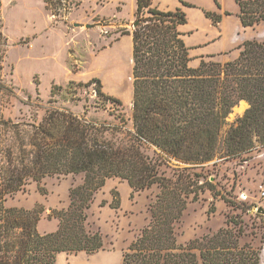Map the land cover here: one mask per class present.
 I'll return each mask as SVG.
<instances>
[{
    "label": "trees",
    "instance_id": "trees-1",
    "mask_svg": "<svg viewBox=\"0 0 264 264\" xmlns=\"http://www.w3.org/2000/svg\"><path fill=\"white\" fill-rule=\"evenodd\" d=\"M44 2L48 11L58 13L70 12L75 5L73 0ZM236 2L244 27L264 21V0ZM136 15L132 128L122 113V102L103 93L98 80L85 86L96 85L100 100L113 104L119 114L110 113L112 121L88 119L61 108L48 109L38 124L0 118V264H56L60 253L104 250L101 236L88 231L85 222L95 194L111 178L127 181L133 192L160 188L150 206V223L123 254L121 264H264V247L240 246L243 226L238 234L220 229L187 246L178 244L175 232L188 199L199 198L192 186L204 189L208 184L215 198L232 204L210 183L201 184L202 175L194 170L219 157L227 117L241 100L250 108L230 126L219 159L244 158L258 142L264 147V43L248 41L236 61L202 62L194 69L179 31L187 23L181 9L161 11L153 0H137ZM206 16L214 24L222 20L214 13ZM149 147L157 148L160 158L189 165L182 169L186 177L180 175L174 182L162 175L159 160L146 154ZM69 175H83V183L71 189L69 208L58 212L56 233L38 232L39 209L5 205L31 182ZM232 223L239 224L227 220V225Z\"/></svg>",
    "mask_w": 264,
    "mask_h": 264
},
{
    "label": "rangeland",
    "instance_id": "rangeland-1",
    "mask_svg": "<svg viewBox=\"0 0 264 264\" xmlns=\"http://www.w3.org/2000/svg\"><path fill=\"white\" fill-rule=\"evenodd\" d=\"M73 1L75 5L70 12L64 9L58 13L48 11L44 0H1L0 118L38 124L48 109L61 108L86 114L88 119L112 121L110 113L119 114L113 104L100 100L96 85L85 86L98 80L103 93L122 102V113L132 128V38L138 21L136 12L132 16L130 5L117 8V3L111 0ZM222 3L228 11L239 6L236 0H222ZM230 14L231 11L226 12ZM254 27L258 31L249 32L250 41L264 43V21ZM233 34L229 28V39ZM242 103H246L244 108ZM249 108L246 100L232 108L223 130L219 157L225 152L224 140L230 126ZM257 144L244 158L218 157L204 168L194 170L202 175L201 184L210 183L232 204H227L221 196L215 198L208 184L204 189L192 186L199 198L188 199L187 208L175 225L178 244L187 246L220 229L238 234L243 226L240 246L264 247V147ZM146 154L159 160L160 172L168 179L177 182L180 175L186 177L182 169L189 165L160 158L161 152L155 147H149ZM82 183L83 175L46 177L40 183L31 182L8 198L5 205L26 211L39 209L38 232L53 234L60 225L58 212L69 208L71 189ZM159 193L158 186L133 192L127 181L108 179L95 194L85 222L88 231L101 236L104 250L94 254L60 253L56 264H121L123 254L150 223V206ZM228 219L239 224L227 225Z\"/></svg>",
    "mask_w": 264,
    "mask_h": 264
},
{
    "label": "crops",
    "instance_id": "crops-1",
    "mask_svg": "<svg viewBox=\"0 0 264 264\" xmlns=\"http://www.w3.org/2000/svg\"><path fill=\"white\" fill-rule=\"evenodd\" d=\"M181 1L188 5H184ZM111 2L117 3V8L122 9L130 5L132 16L137 10V0H111ZM153 6L166 12L181 9L186 14L187 23L181 25L179 31L189 48L191 58L189 65L194 69L202 62L225 65L236 61L241 54L240 47L252 40L249 32L258 31V27H244L239 6L234 5L236 7L230 10L231 16L226 15V12L230 11L223 7L222 0H153ZM206 12L222 16L221 22L214 24L206 16ZM229 28L231 32L234 31L232 39H229Z\"/></svg>",
    "mask_w": 264,
    "mask_h": 264
},
{
    "label": "water",
    "instance_id": "water-1",
    "mask_svg": "<svg viewBox=\"0 0 264 264\" xmlns=\"http://www.w3.org/2000/svg\"><path fill=\"white\" fill-rule=\"evenodd\" d=\"M138 24H139V21H137L135 24H134V27L136 28L137 26H138ZM260 211H261V209H260ZM264 212V211H263Z\"/></svg>",
    "mask_w": 264,
    "mask_h": 264
},
{
    "label": "built area",
    "instance_id": "built-area-1",
    "mask_svg": "<svg viewBox=\"0 0 264 264\" xmlns=\"http://www.w3.org/2000/svg\"><path fill=\"white\" fill-rule=\"evenodd\" d=\"M262 197L264 198V190L262 191Z\"/></svg>",
    "mask_w": 264,
    "mask_h": 264
},
{
    "label": "bare ground",
    "instance_id": "bare-ground-1",
    "mask_svg": "<svg viewBox=\"0 0 264 264\" xmlns=\"http://www.w3.org/2000/svg\"><path fill=\"white\" fill-rule=\"evenodd\" d=\"M242 108H244V106H243ZM79 264H81V262H80ZM82 264H83V263H82ZM85 264H88V262H87V263H85Z\"/></svg>",
    "mask_w": 264,
    "mask_h": 264
}]
</instances>
